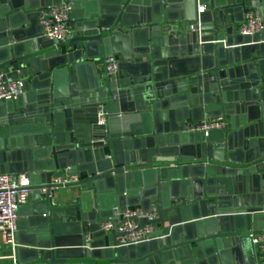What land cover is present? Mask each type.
Returning <instances> with one entry per match:
<instances>
[{"label":"water","instance_id":"1","mask_svg":"<svg viewBox=\"0 0 264 264\" xmlns=\"http://www.w3.org/2000/svg\"><path fill=\"white\" fill-rule=\"evenodd\" d=\"M63 2L74 33L56 44L38 19ZM249 8L264 19V0H0V70L26 80L0 103V171L39 186L76 176L92 194L35 192L19 209L17 264L256 263L264 29L236 31ZM112 54L122 76L103 79ZM85 66L97 67L91 85ZM218 117L224 130L188 129ZM127 206L156 208L154 240L118 246Z\"/></svg>","mask_w":264,"mask_h":264},{"label":"built area","instance_id":"2","mask_svg":"<svg viewBox=\"0 0 264 264\" xmlns=\"http://www.w3.org/2000/svg\"><path fill=\"white\" fill-rule=\"evenodd\" d=\"M205 5H199L198 15L206 10ZM74 13V7L71 3H59L46 6L41 9L39 16V24L43 27V37L58 43H65L74 33L71 25L67 23ZM244 21L239 23L236 31L243 35H255L264 29V19L258 8H249L244 13ZM202 23L199 21L190 23L189 30L195 31ZM120 72V58L115 55L106 57L105 76L109 80L117 79ZM7 71L0 70V103L17 100L25 91V78L20 76L9 78ZM99 111V124H105L108 119V112L105 105L101 104ZM119 114L118 116H120ZM224 117L206 118L196 125H189L191 131H201L206 134L210 130H224L226 128ZM51 185H35L31 183L28 173H8L0 171V264H4V260H11L12 264L18 261V232L20 230L19 209L22 206L32 202L35 192L39 191L41 196L55 194L62 187H69L79 183L76 176H58L53 177ZM264 194V186L262 188ZM259 213L264 214V201L260 206ZM127 220L118 229L121 235L118 237V246H137L142 242H150L155 238L152 236L156 231L155 224L151 222L158 217L157 210L152 207L149 211H144L141 207L127 206L122 213ZM142 222H148L141 225ZM150 222V223H149ZM101 230H106L112 234L113 223L110 221L101 225ZM252 245L257 251V260L255 264H264V230L262 232L253 231L251 234ZM4 250H8L4 253Z\"/></svg>","mask_w":264,"mask_h":264},{"label":"crops","instance_id":"3","mask_svg":"<svg viewBox=\"0 0 264 264\" xmlns=\"http://www.w3.org/2000/svg\"><path fill=\"white\" fill-rule=\"evenodd\" d=\"M38 23H39V21H38ZM35 28L39 29V26H36L34 24V29ZM115 56H116V58L117 57L119 58L118 55H115ZM94 72H97V67L96 66H95V68H93L92 66L91 67L90 66L83 67V69L81 71V73H82L81 76L83 78H84V76L86 77V79H87L86 80V83H87L86 85H91L94 82V80H95ZM101 76L103 77V79H107L104 72H102ZM121 76L122 75H121V71H120L116 78L118 79ZM20 77H22V75H20ZM228 120L230 121V117H228ZM55 194H56L57 198H59V200H62V202L63 201L64 202H69V200H72V196L73 195H75L78 198L80 196H82V197H84L86 199H87V197L89 198L92 195L91 192L88 191V190H86V191L85 190H81V187L78 186V185L77 186L76 185H71L69 187H62ZM136 208H139V207H136ZM253 226H254L255 230H260V231L264 230V219L262 218V219L258 220L257 222H255V224ZM155 227L157 229L159 227V225L157 224V225H155ZM18 240H19V236H18ZM7 252H8V250H4V253H7ZM257 258H258L257 251L255 249L254 259L257 260ZM4 264H12V261L9 260V259L4 260Z\"/></svg>","mask_w":264,"mask_h":264}]
</instances>
